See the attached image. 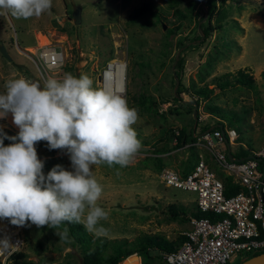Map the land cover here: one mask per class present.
<instances>
[{"label": "rangeland", "instance_id": "1", "mask_svg": "<svg viewBox=\"0 0 264 264\" xmlns=\"http://www.w3.org/2000/svg\"><path fill=\"white\" fill-rule=\"evenodd\" d=\"M143 1H149L157 14L144 12L129 21V11ZM211 4L210 17L204 0H52L51 9L38 18L0 15V44L10 55L6 59L0 52V92L5 91L6 80L21 75L43 86L47 79H62L69 72L77 77L86 74L97 86V73L106 60L125 63V96L129 106L138 109L133 127L141 149L126 167L93 166L103 186L97 203L109 212L108 220L100 222L109 238L124 237L130 245L141 233H157L174 241L187 229L186 220L169 218V205L190 215L195 193L164 186L160 170L188 168L199 152L206 159L208 154L203 147L174 144L170 134L180 126L186 133L192 129L195 137L203 126L230 125L236 130L239 152L257 149L264 138V0H211ZM76 7L79 19L74 22L71 13ZM208 21L212 28L204 35L201 27ZM42 38L62 51L60 68L46 72L41 68L36 53ZM176 53L181 56L179 64L174 61ZM238 68L250 80L230 78ZM175 69L176 77L171 76ZM223 77L230 82H220ZM0 131L17 136L11 113L0 118ZM159 140L165 150L156 149ZM10 143L4 140L5 145ZM35 146L45 175L57 164L73 170L66 150H50L46 141ZM19 229L25 243L8 264H81L89 258L111 264L108 241L71 246L46 225L29 222ZM135 253L121 264H136L141 253ZM243 256L240 252L229 264H238ZM146 262L161 264L160 252L150 251Z\"/></svg>", "mask_w": 264, "mask_h": 264}, {"label": "clouds", "instance_id": "2", "mask_svg": "<svg viewBox=\"0 0 264 264\" xmlns=\"http://www.w3.org/2000/svg\"><path fill=\"white\" fill-rule=\"evenodd\" d=\"M52 0H0V15L17 19L40 17ZM0 92V118L12 115L17 136L0 131V219L23 227L29 222L55 230L71 243L65 223L81 224L94 238H106L100 223L109 212L99 206L103 186L93 166H128L141 149L133 125L138 109L130 107L122 91L94 86L86 74L65 73L49 78L43 86L19 76L4 83ZM12 143L5 145L4 140ZM46 141L50 150L63 149L73 170L57 164L43 172L36 144ZM17 246L8 236L0 238V254H12Z\"/></svg>", "mask_w": 264, "mask_h": 264}, {"label": "built area", "instance_id": "3", "mask_svg": "<svg viewBox=\"0 0 264 264\" xmlns=\"http://www.w3.org/2000/svg\"><path fill=\"white\" fill-rule=\"evenodd\" d=\"M37 48L38 62L45 72L63 65L62 51L54 45L43 43ZM115 60L105 61L97 73V86L125 95L126 67L117 68ZM236 138L234 127L211 124L185 143L205 148L207 159L199 152L188 168L160 170L164 186L193 191L194 209L205 213L189 216L183 240L176 248L160 253L161 264H225L240 252L264 248V138L245 156L237 155ZM226 176L237 185L235 191L225 192ZM4 236L17 247L12 254H0V264H8L25 243L19 227L0 219V238Z\"/></svg>", "mask_w": 264, "mask_h": 264}, {"label": "trees", "instance_id": "4", "mask_svg": "<svg viewBox=\"0 0 264 264\" xmlns=\"http://www.w3.org/2000/svg\"><path fill=\"white\" fill-rule=\"evenodd\" d=\"M204 7L206 8V10L208 11V16L210 17L211 14L213 13L214 10V6L211 4V0H204ZM144 12H149L151 14L156 15L157 13L154 11V9L151 7V3L149 1H143L141 2L139 5L133 7L129 13H128V20L129 21H135L139 16H141ZM201 18V16L197 19L199 20ZM212 28V25H210L209 21L207 23V25H204L203 27H201L202 29V33L204 35L207 34V31L209 29ZM197 37H199V35H197ZM181 62V56H177L176 58V64H179ZM176 74H178L177 69H175L174 71ZM264 74V71L262 72ZM226 74V73H223ZM232 76L230 78H233L234 80H250V75H248L243 69L238 68L236 69V75L234 73H231ZM172 76V74H171ZM223 75H220L219 77H221ZM220 82L222 83H229L230 80H227L226 77L221 78ZM202 90V89H200ZM176 92H179L178 90H176ZM201 92V91H198ZM174 98V96H172ZM215 124H220V123H215ZM209 125L203 126L201 129H205L207 128ZM189 134V135H188ZM171 139H174V144L176 145H181L186 143L189 140H193V131L192 129L189 130V133H186L185 131V127L184 126H180V128L177 130V133H173L171 132L170 134ZM187 140V141H186ZM160 143L158 144V148L156 149H161V150H165L166 147L163 146V142L162 140H159ZM47 148H49L47 146ZM244 150H240L237 151V155L238 156H245L247 155V151L245 148H242ZM225 192L226 193H230L235 191L238 187L236 184H233L230 182V177L226 176L225 177ZM194 206V205H193ZM169 210H170V214H169V218L171 219H178L181 221L184 220H188L190 215L193 216H201L204 215V212H200L197 210H193L191 212L190 215H188L184 208L180 207V206H175L174 204L169 205ZM194 208V207H193ZM64 227H67L69 229V235L72 237V242L70 243L71 246H73V244L75 242L77 243H82V242H86V241H91V240H95L97 245H103L105 241H108L113 249L112 253H109L107 255V260L111 263V264H116L118 261L123 260L124 258H126L127 256L133 254L134 252L137 253H141L139 254V257L142 259L141 264H148L146 262L147 258L150 256V251L152 250H158L160 253L163 251H169L171 249L176 248L181 241L183 240L184 236L183 234H180L176 239H174V241H168L167 239H164L163 236H158L157 233H141L140 235H138L135 240L133 242H131V244H127V240L124 237L121 238H94L93 234L88 233L84 226L81 224H68L65 223V225H63ZM263 249H259V250H254V251H250L248 253H244L243 258L248 257L250 255L256 254L258 252L263 251ZM18 252L14 253L12 255V258L17 254ZM99 263V259L98 258H89V259H83L81 264H98ZM225 264H229L225 263Z\"/></svg>", "mask_w": 264, "mask_h": 264}, {"label": "water", "instance_id": "5", "mask_svg": "<svg viewBox=\"0 0 264 264\" xmlns=\"http://www.w3.org/2000/svg\"><path fill=\"white\" fill-rule=\"evenodd\" d=\"M79 11H80V8L76 7V9L73 10L71 13L73 16L74 22H77L79 19ZM0 52L6 59H10V55L5 50L3 44H0ZM177 56H178V53L175 54L174 61L176 60ZM172 75L176 77V73L174 71H172ZM176 84H177V79L175 78L174 87L176 86ZM238 264H264V250L242 259Z\"/></svg>", "mask_w": 264, "mask_h": 264}, {"label": "bare ground", "instance_id": "6", "mask_svg": "<svg viewBox=\"0 0 264 264\" xmlns=\"http://www.w3.org/2000/svg\"><path fill=\"white\" fill-rule=\"evenodd\" d=\"M41 42L44 43V42H45V39L42 38V39H41ZM39 43H40V42H39ZM46 43H48V42H46ZM118 60H119V59H116L114 62H115V64H116L117 68H122L123 65H124L125 63H123V62H117Z\"/></svg>", "mask_w": 264, "mask_h": 264}, {"label": "crops", "instance_id": "7", "mask_svg": "<svg viewBox=\"0 0 264 264\" xmlns=\"http://www.w3.org/2000/svg\"><path fill=\"white\" fill-rule=\"evenodd\" d=\"M137 255V253H135ZM137 259H138V262H136V264H141V260H140V257L137 255Z\"/></svg>", "mask_w": 264, "mask_h": 264}]
</instances>
